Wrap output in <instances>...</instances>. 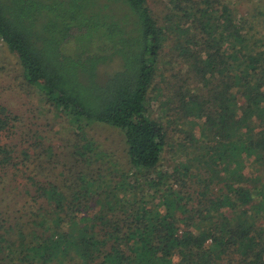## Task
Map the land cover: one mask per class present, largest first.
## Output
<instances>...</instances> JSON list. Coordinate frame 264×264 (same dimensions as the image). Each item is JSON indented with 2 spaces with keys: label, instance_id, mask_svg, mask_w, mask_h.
Here are the masks:
<instances>
[{
  "label": "trees",
  "instance_id": "trees-1",
  "mask_svg": "<svg viewBox=\"0 0 264 264\" xmlns=\"http://www.w3.org/2000/svg\"><path fill=\"white\" fill-rule=\"evenodd\" d=\"M72 1L0 0L25 87L77 126L56 150L0 105V264H264V0Z\"/></svg>",
  "mask_w": 264,
  "mask_h": 264
},
{
  "label": "rangeland",
  "instance_id": "rangeland-1",
  "mask_svg": "<svg viewBox=\"0 0 264 264\" xmlns=\"http://www.w3.org/2000/svg\"><path fill=\"white\" fill-rule=\"evenodd\" d=\"M161 1L169 3V0H149L150 7L156 14L163 6L160 4ZM228 1L240 14H243L247 8H251L252 11L256 7L255 0L243 1L241 4L237 0ZM97 2L99 1L93 0L91 3ZM102 2L103 0H101ZM72 3V0H69L67 4L64 3L66 5L62 10L69 9ZM260 11L263 13L264 8ZM252 14L256 15L253 20L260 22L259 29L264 36V15L255 11H252ZM21 75L22 70L18 59L9 52L7 46L0 39V105H5L20 116L21 120L18 121L17 127L22 128L24 135L31 136L40 130L43 132L41 136H44L48 144H52L56 150L68 145L73 137L77 139L75 136L77 126L64 114L47 104L38 90L26 88ZM160 105V102H155L154 109H158ZM153 115L160 118L162 114L155 110ZM85 135L95 142L103 155L109 156L114 153L113 155L120 160L125 156L124 135L121 131L103 124H96L86 129Z\"/></svg>",
  "mask_w": 264,
  "mask_h": 264
}]
</instances>
